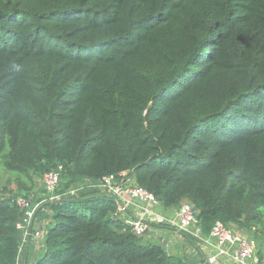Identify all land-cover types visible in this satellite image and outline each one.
I'll return each instance as SVG.
<instances>
[{
  "label": "trees",
  "instance_id": "16d2710c",
  "mask_svg": "<svg viewBox=\"0 0 264 264\" xmlns=\"http://www.w3.org/2000/svg\"><path fill=\"white\" fill-rule=\"evenodd\" d=\"M58 165L64 188L125 171L262 244L264 0H0V264H20L14 199ZM49 204L34 264H183L106 193Z\"/></svg>",
  "mask_w": 264,
  "mask_h": 264
},
{
  "label": "built area",
  "instance_id": "2783aa9c",
  "mask_svg": "<svg viewBox=\"0 0 264 264\" xmlns=\"http://www.w3.org/2000/svg\"><path fill=\"white\" fill-rule=\"evenodd\" d=\"M62 174L63 167L58 165L42 175V195L36 197L34 191L30 193L29 197L17 196L14 199L15 204L22 211V217L17 221L16 228L19 232L23 231V239L31 235L30 227L34 225L36 212L42 208L44 203H54L65 197L76 196L86 187H95L115 200L116 211L113 215L127 214V204L133 200L142 204L141 213L124 222V225L138 238H149V232L156 226L159 228L168 226L179 233L190 234L197 241L201 240L204 243L213 241V248L206 257V264H264V256L258 253L257 244L253 238L226 227L218 220L213 223L208 235H203L197 219V209L190 202L181 203L178 208H175L172 217L158 219L157 208L161 206L160 201L151 192L138 186L125 171L117 176L105 175L97 182L83 179L71 183L67 188L60 189V182L64 179ZM47 227L48 222L39 228L40 231H36L33 227V236L41 233L40 235L43 237V248ZM20 250L21 242L18 246V254H20Z\"/></svg>",
  "mask_w": 264,
  "mask_h": 264
},
{
  "label": "crops",
  "instance_id": "0c3cea01",
  "mask_svg": "<svg viewBox=\"0 0 264 264\" xmlns=\"http://www.w3.org/2000/svg\"><path fill=\"white\" fill-rule=\"evenodd\" d=\"M42 191L43 190L41 187V191L39 192L40 195H42ZM45 204H48L45 206V208L47 209L43 208V210L40 211L36 217L37 224L41 227L45 222H48V226H49L52 221L51 220L52 210L50 204L44 203L43 205ZM141 206L142 204L139 201L133 200L132 202L127 204V214H123V215L115 214L112 216H114L116 219L120 220L124 224L125 220L131 219V217H135L141 213V209H142ZM175 210H176L175 208H163L160 206L159 208H157V212H159L158 219H167L169 217H172L174 215ZM46 211H48V213H46ZM46 218L47 220L44 221V219ZM35 225H36V221H35ZM149 233L150 235L149 238H147V240L150 239L151 234L155 235L158 242H161L162 239H166V250H168L172 255L175 256L180 255L178 256L180 258L187 257L189 260V263L187 264H206V257L212 251L211 249L213 248V241H208L207 243H204L201 240L197 241L196 239H193L190 234L179 233L178 231L173 230L168 226H164V228H159L156 226V228L154 230L152 229ZM202 234L208 235L204 233ZM32 247L33 246L30 245L29 249L26 250L27 264H33L35 262V259L32 258L31 253L34 251L36 252L37 250L35 249V247H33L35 250Z\"/></svg>",
  "mask_w": 264,
  "mask_h": 264
},
{
  "label": "rangeland",
  "instance_id": "374dc122",
  "mask_svg": "<svg viewBox=\"0 0 264 264\" xmlns=\"http://www.w3.org/2000/svg\"><path fill=\"white\" fill-rule=\"evenodd\" d=\"M8 173H6V172H4L2 169H1V167H0V185L1 184H5V182L7 181V178H8ZM130 176V175H129ZM131 177V176H130ZM41 180V179H40ZM40 180H35V186H34V189L39 185V183H40ZM39 181V182H38ZM63 181V180H62ZM60 182V186H59V188L60 189H63L64 188V186H63V183H64V181L63 182ZM37 183V184H36ZM16 187H17V183H16V181L15 180H11V182L9 183V188L12 190V191H16L17 189H16ZM40 189H41V186L39 187ZM37 189V191H41L40 189ZM86 191H96V190H98L97 188H95V187H86V188H84ZM83 189V190H84ZM99 191V190H98ZM36 197H37V195H36ZM46 205H48V204H45V205H43L42 206V208L41 209H39L37 212H36V217H37V215L39 214V212L40 211H42L43 210V208L44 209H47V208H45V206ZM47 212V211H46ZM47 220V218L46 219H44V221H46ZM35 221H36V225H35V222H34V225H33V227H34V229H36V231H40L39 230V228L41 227V226H39L38 224H37V219H35ZM33 227L31 226L30 227V233H31V235L29 236V237H27L26 239H23V231L22 230H20V234H21V250H20V254H19V263L21 264V263H24V256L26 257V263H27V256H26V250H28L29 249V246L30 245H32L33 247H35V249L37 250L36 252L34 251V252H32L31 253V256H32V258H34L35 259V261L38 259V258H40L41 257V255L43 254V251H44V248L42 247L43 246V243H44V240H43V237L40 235V234H38V235H35V236H33V234H34V229H33ZM232 229H234V228H232ZM235 231H238V232H240L241 234H243V235H246V236H248V234L245 232V231H243V230H238V229H234ZM249 237H251V236H249ZM147 237H144V238H140V241L141 242H150V243H158V240H157V238L155 237V235H153V234H151V237H150V239L149 240H147L146 239ZM252 238V237H251ZM256 243H257V249H258V253L260 254V255H262V256H264V242L262 243V244H259L258 242H257V240H256ZM180 254V253H179ZM178 256H180V255H178ZM182 261L184 260V262H183V264L185 263V264H187V263H189V260H188V258L187 257H184V258H180ZM35 263V262H34ZM33 263V264H34Z\"/></svg>",
  "mask_w": 264,
  "mask_h": 264
},
{
  "label": "water",
  "instance_id": "95a60500",
  "mask_svg": "<svg viewBox=\"0 0 264 264\" xmlns=\"http://www.w3.org/2000/svg\"><path fill=\"white\" fill-rule=\"evenodd\" d=\"M161 245L163 249H166V239H162Z\"/></svg>",
  "mask_w": 264,
  "mask_h": 264
}]
</instances>
